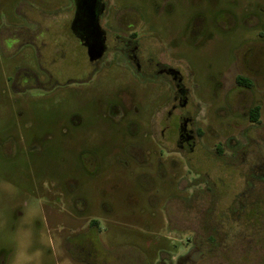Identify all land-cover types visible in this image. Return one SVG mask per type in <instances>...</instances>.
<instances>
[{
  "label": "rangeland",
  "instance_id": "rangeland-1",
  "mask_svg": "<svg viewBox=\"0 0 264 264\" xmlns=\"http://www.w3.org/2000/svg\"><path fill=\"white\" fill-rule=\"evenodd\" d=\"M75 1L0 0V46H11L0 55V212L12 220L33 214L35 228L48 239L46 264H264V203L242 199L230 208L240 218L222 220L203 202L207 184L214 183L215 195H224L226 202L238 191L235 172L222 169L216 175L221 160L212 163L205 157L190 167L175 158L181 164L175 178L166 172L165 180L148 181L136 177L141 171L131 163L125 162L126 168L113 156L107 158L123 135L95 129L99 123L94 115L130 90L138 94L139 111L147 113L149 103L141 99L147 88L105 62L99 65L105 71L79 83L91 67L69 29ZM102 2L105 12L99 24L109 39V30L126 35L132 27L144 54L162 53L180 68L202 127L218 138L206 130L200 149L212 153L220 142L229 163L236 164L229 155L230 138L242 145L246 133L250 141L261 139L264 145V98L261 124L251 125L240 116L246 103L234 82L238 57L249 50L264 54V0ZM53 39L64 49L54 64L47 56L56 48L51 50ZM39 65L52 73L45 88L53 91L38 92L34 82L19 80L22 71L37 74ZM261 78L251 93L255 100L264 97ZM251 94H246L247 102ZM74 116L76 130L63 136L61 125ZM87 123L94 128L88 134ZM4 145L11 146L8 152ZM251 148L258 152L259 145L252 141ZM84 149L96 154L97 177L84 174L85 165L94 171L87 156L81 161ZM202 169L210 182L200 176ZM73 208L84 210L83 215L74 214ZM92 221L97 229L90 226Z\"/></svg>",
  "mask_w": 264,
  "mask_h": 264
},
{
  "label": "flooded vegetation",
  "instance_id": "flooded-vegetation-1",
  "mask_svg": "<svg viewBox=\"0 0 264 264\" xmlns=\"http://www.w3.org/2000/svg\"><path fill=\"white\" fill-rule=\"evenodd\" d=\"M90 2L91 0H76L70 11L69 29L75 37L74 40L77 46L85 51L87 61L91 67L90 73H87L79 83L87 84L94 76L100 74L99 71H105L99 68L102 62H105L106 66L113 63L117 68L129 73L138 85L147 88L145 90L147 92H143L142 97H140L149 103L148 112H140L138 109L140 104L138 94L136 91L130 90L129 93H125V97L117 94L116 99H112L107 103L104 113L94 115V121L99 123V125L93 126L95 129L110 130L123 135L115 149L107 155V158L113 156L117 164L124 163L126 168L128 164H125V162L131 163L141 171L136 177L148 181H151L152 177L163 181L167 177L166 172H169L175 178L181 167V164L179 166L175 158L180 159L185 166L190 167L191 163L205 157L207 160H211L212 163L221 160L222 166L215 165V171L218 172L216 175H219L222 169L227 172H235L234 178L237 180L238 191L231 196L230 201L226 202L224 195H215L214 183L212 185L207 184L203 202H209L211 204L210 209L220 213L222 220L232 217L240 218L238 216L239 211L232 214L230 208L232 205L236 207L241 205L242 199L244 203L247 201L251 203L252 197H254L253 201L259 202L257 205L264 203V193L262 195L260 192L264 188V159L262 158L264 157V145L261 139L254 138L250 141L247 134L243 133L242 145H240V142L235 138H230L228 142L232 144V147H230L231 152L229 155H231V158L236 157L238 160L236 164L235 162L229 163L227 160L228 151L219 147L220 142H217L213 152L211 151L212 153L200 149L199 142L206 130L212 133L213 139L218 141V138L211 129L202 127L199 121V108L190 99V92L184 83L180 68L162 53L157 56L144 54L141 41L136 39L132 27L126 28L131 30L126 35H118L114 33L115 31L109 30L112 34L111 39H109L108 31L99 24L105 12L102 0H96L92 17H89L87 10ZM93 19L94 22H92ZM189 40L194 41L195 39ZM25 43L30 42L26 41ZM44 44L43 42L42 46ZM47 44L50 47V43L47 42ZM51 44L53 45H51V50L56 48L52 53L47 51V56L54 64V57L56 55L63 57L64 49L60 48L61 45H57L60 44L58 39L51 40ZM10 47L9 44L1 45L0 55L4 56ZM90 47H95L101 52V56L93 62L89 61L87 56V49ZM47 49L49 50V48ZM37 70V74L28 70L22 71L19 80L24 77L34 82L35 89L38 92L53 91L54 88H45L49 82L53 81L49 68L39 65ZM237 71L238 73L234 78L235 91L239 94H237L238 96L242 97L241 100L246 103V106H242L243 110L240 116L243 119L246 118L251 125L259 126L261 124L259 117L256 121H252L250 114L253 109L257 108L260 116L261 99L264 97L255 100L251 93L257 90L259 77H262L261 83L264 87V54L253 52V50H249L248 55L243 53L242 56L238 57ZM39 75L41 79H39ZM44 81L47 83H42ZM242 81H245L246 84H241ZM68 82H71V80ZM263 90H259L260 95L264 93ZM14 92L15 94L24 93L21 89H14ZM247 93L251 94L248 102L246 100ZM156 100H158L157 105L154 104ZM74 119L75 116L69 117L67 122L61 125L59 131L63 136L68 135L70 130H76L77 123ZM88 126L87 123L86 127L88 128ZM90 127L86 134L94 129L93 127L90 129ZM48 133V131L44 132L46 135H49ZM252 141L259 145L258 152L251 148ZM10 147V145H4V150L8 152ZM260 152L262 157L259 155ZM80 154H82L80 155L81 161L84 160L83 157L87 156L85 159H88L94 166L93 173L90 172L88 166H84L85 176L87 178H90V176L97 177L100 166L96 154L91 149H84ZM200 176L209 181V174L205 169L200 170ZM179 178L182 179V176ZM217 180L220 181L219 177ZM221 199L227 203V206L222 207L220 205ZM73 213L82 216L84 210L76 211L73 208ZM220 225L221 223L217 226V230H214L215 227L212 228L216 235L221 233L219 230ZM90 226L95 229L98 228L97 223L93 221L90 222ZM8 251L5 247L0 248V264H6Z\"/></svg>",
  "mask_w": 264,
  "mask_h": 264
},
{
  "label": "clouds",
  "instance_id": "clouds-1",
  "mask_svg": "<svg viewBox=\"0 0 264 264\" xmlns=\"http://www.w3.org/2000/svg\"><path fill=\"white\" fill-rule=\"evenodd\" d=\"M0 244L9 250L6 264H46L48 239L35 228L31 212L19 220L0 212Z\"/></svg>",
  "mask_w": 264,
  "mask_h": 264
},
{
  "label": "water",
  "instance_id": "water-1",
  "mask_svg": "<svg viewBox=\"0 0 264 264\" xmlns=\"http://www.w3.org/2000/svg\"><path fill=\"white\" fill-rule=\"evenodd\" d=\"M95 2L96 0H91L90 5L87 7L89 17H92L93 7ZM92 22H94V19ZM87 56L89 58V61L93 62L101 56V52L97 50L95 47H90L87 49Z\"/></svg>",
  "mask_w": 264,
  "mask_h": 264
},
{
  "label": "trees",
  "instance_id": "trees-1",
  "mask_svg": "<svg viewBox=\"0 0 264 264\" xmlns=\"http://www.w3.org/2000/svg\"><path fill=\"white\" fill-rule=\"evenodd\" d=\"M241 84H246L245 81H242ZM251 120L252 121H256L259 117V113H258V109L255 108L252 110L251 114H250Z\"/></svg>",
  "mask_w": 264,
  "mask_h": 264
}]
</instances>
